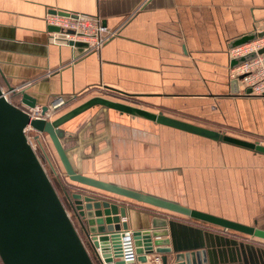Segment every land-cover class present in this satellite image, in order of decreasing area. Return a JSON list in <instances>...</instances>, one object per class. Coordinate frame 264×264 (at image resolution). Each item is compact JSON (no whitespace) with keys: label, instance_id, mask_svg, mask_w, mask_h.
Here are the masks:
<instances>
[{"label":"crops","instance_id":"crops-1","mask_svg":"<svg viewBox=\"0 0 264 264\" xmlns=\"http://www.w3.org/2000/svg\"><path fill=\"white\" fill-rule=\"evenodd\" d=\"M54 11L96 17L116 35L98 52L78 56L77 50L51 41L45 16ZM263 20L264 0H0V85L24 91L50 113L54 102L64 108L73 99L103 95L264 145V96L242 94L239 87L232 92L228 55L230 45L253 34ZM110 115L113 122L139 130L147 122L115 112ZM78 124L83 119L64 128L75 131ZM157 127L160 166L180 170L189 208L264 231V155ZM36 144L45 170L55 178ZM80 147L78 143L65 151ZM130 147L133 151L132 143ZM111 149L109 141L103 152L93 150L87 159ZM129 157L135 156L131 152ZM123 158L117 172L112 160L109 164L103 160L102 173L145 171L135 170V165L142 166L141 160L132 161L135 165L128 170ZM54 163L63 173L56 156ZM79 173L92 178L99 174H84L82 167ZM157 180L148 178V185ZM166 182L175 187L176 179L169 176ZM103 198L127 207L130 230L149 228L154 217L168 219L170 246L203 250L208 264H264L263 239Z\"/></svg>","mask_w":264,"mask_h":264},{"label":"water","instance_id":"water-1","mask_svg":"<svg viewBox=\"0 0 264 264\" xmlns=\"http://www.w3.org/2000/svg\"><path fill=\"white\" fill-rule=\"evenodd\" d=\"M56 12V11H54ZM67 15L68 13L57 12ZM50 32L57 27L48 26ZM264 31L237 39L230 46H236L257 37ZM75 47L86 46L84 43H70ZM264 52V48L258 53ZM254 54L234 59L231 65H237ZM232 92H238L236 80H232ZM13 88L9 87V90ZM250 89L245 90L249 95ZM19 97V105H13L3 96L0 86V263L1 264H96L100 261L98 250L105 261L110 255L120 258V243L123 233L129 231L126 220L127 207L118 206L103 197L111 198L131 206H140L146 210L169 218L195 220L235 231L250 237L264 240V231L253 226L242 225L208 213L191 209L186 205L184 189L179 169L161 170L159 164L158 138L146 131L110 120V113H118L132 119H143L157 126H163L196 135L208 140L227 143L249 149L264 155V145L258 142H246L222 132L207 129L141 107H135L114 101L103 95H94L72 109L52 120L31 119L24 108L37 107L36 100L24 91L13 94ZM264 96V95H263ZM52 103L57 109L63 103ZM47 106H41L42 114L48 112ZM89 120L75 131H68L64 125L76 121L85 114ZM83 119V118H81ZM30 126L36 134L34 139L40 143V135H45L63 170L65 179L72 189L65 192L68 210L55 190L38 154L27 142L24 128ZM109 134L110 138L106 136ZM95 139L94 143H89ZM133 151H131V139ZM142 139L152 142L142 147ZM138 140V141H137ZM111 143L110 153L87 159L103 152L107 142ZM81 144L79 150L65 151ZM122 152V153H121ZM124 152V154H123ZM131 152L135 156L131 159ZM46 160L50 159L44 152ZM118 154L119 157H115ZM154 160V165L137 167L138 160ZM128 170L135 165L137 175L102 173L103 160H112L114 171L117 164L125 159ZM84 174L97 172L95 178L80 174V160ZM134 161V165L132 163ZM52 166V164H51ZM52 169L54 170L53 166ZM109 170V169H108ZM101 172V173H100ZM108 174V175H107ZM169 177L176 179L177 195L158 190L148 185V177ZM113 181H116L114 184ZM114 184V185H113ZM165 186H159V189ZM167 188V187H166ZM75 220V223L74 221ZM168 219L154 217L149 228L130 230L141 264L154 255L159 262L152 264H208L205 252L200 249H175L169 239ZM81 231L78 230V227ZM82 232V233H81ZM94 257H93V255ZM121 264V261H116Z\"/></svg>","mask_w":264,"mask_h":264},{"label":"built area","instance_id":"built-area-1","mask_svg":"<svg viewBox=\"0 0 264 264\" xmlns=\"http://www.w3.org/2000/svg\"><path fill=\"white\" fill-rule=\"evenodd\" d=\"M45 21L48 26L58 28V31L50 33L51 41L54 44L68 46L73 50H77L79 52L78 56L98 52L106 42L116 35L114 31H109L106 27L102 26L98 18L83 14L68 13L67 15H63L57 12L48 13L45 16ZM262 31H264V20L255 29L256 33ZM77 42L84 43L86 46L78 48L73 44L70 45V43ZM262 48H264V35L254 40L229 47V77L231 80L237 81L239 90L242 89L239 92L242 94H245L246 89H250L249 95H264V52L258 53ZM250 54H254V56L237 65H231L234 59ZM1 90L7 101H9V94L13 95L18 92L17 89H7V91H4L1 88ZM24 109L31 119H47V116L50 114L49 111L42 114L41 107L38 106L33 109ZM35 133L29 125L24 128L27 142L36 152L37 141L34 139ZM120 245V258H116L111 254L110 261H105L98 250L100 257L99 263L116 264V261H121V264H140L137 260L130 230L123 233ZM159 259L158 255H154L147 261V264L159 262Z\"/></svg>","mask_w":264,"mask_h":264},{"label":"rangeland","instance_id":"rangeland-1","mask_svg":"<svg viewBox=\"0 0 264 264\" xmlns=\"http://www.w3.org/2000/svg\"><path fill=\"white\" fill-rule=\"evenodd\" d=\"M1 86V88L4 90V91H7V89L6 88H4V87H2V85H0ZM8 98H9V101H11L13 104H15L16 103V100H15V98H14V95H11V94H9V96H8ZM83 101V100H82ZM82 101H77V100H72V102L70 103V102H67V103H65V106H64V108H58V109H53L52 111H51V113H50V111H49V116H47V120H52V119H54V118H56L57 116H59V115H61L62 113H64V112H66V111H68V110H70V109H72L73 107H75V106H77L78 104H80ZM18 102H19V99H18ZM19 104V103H18ZM17 104V105H18ZM38 107H41V106H38ZM63 107V106H62ZM96 110H94V111H92L91 112V114H85V115H83V116H81L79 119H81V118H83V124H78V127H82L85 123H86V121H88L89 120V117L91 116V115H93L94 114V112H95ZM85 116H89V117H87V118H85ZM145 121V120H144ZM147 123V124H146ZM145 124H143V129H141V130H143V131H146V132H148V133H150V134H152V135H155V136H157V138H158V130H159V127H157V125H155V124H153V123H151V122H149V121H147ZM239 139V138H238ZM39 140H40V143H41V145H42V149H43V151L46 153V155L48 156V158L50 159V162H51V164H52V166H53V168H54V170H53V172H54V174H56L57 176H55V178H54V176H52L47 170H46V172H47V174H48V176H49V178H50V180H51V182H52V184H53V186H54V188H55V190L57 191V193H58V195H59V197H60V199H61V201H62V203L65 205V207L67 208V210H68V206H67V201H66V198H65V192H69V191H71L72 189L69 187V184H68V181H67V179H65V176H64V174L62 173V172H58L57 171V167H56V165H54L55 163H54V159H55V154H53L54 152L52 151V147H51V145H50V142H49V140H48V138L47 137H41L40 136V138H39ZM240 140H243V141H246V142H251V143H254L255 142V140H253V139H249V140H245V139H241L240 138ZM146 141L147 142H145L144 141V139H142V147L144 148L145 146H146V144H150V142H152L150 139H146ZM131 143H133V140L131 141ZM159 145H160V140H159V138H158V148H159ZM35 150H36V153L38 154V146H36V148H35ZM39 156V155H38ZM143 159L144 160H141V162H142V167L143 166H145V165H149V163H150V165H154L155 164V161L154 160H151L150 162L149 161H147V159L145 158L146 156L145 155H143ZM39 158H40V156H39ZM40 160H41V162H42V164H44V159H42V158H40ZM159 161H160V148H159ZM153 162V163H152ZM159 164H160V162H159ZM43 167H44V165H43ZM160 169L161 170H167V169H162L161 168V166H160ZM59 170V169H58ZM145 171H150V170H148V168H147V170L145 169ZM144 171V172H145ZM148 178H151V179H158L157 181H158V183L157 184H155L154 182L151 184V186H153V187H157V186H159V185H161V186H165L166 185V187H162L161 189H159L158 188V190H161V191H167V193H169V194H171V195H177V193H178V190H177V187L175 186V184H174V186L175 187H173V186H171L168 182H166L167 181V177H165V176H159V177H148ZM160 186V187H161ZM136 207H138V208H141V209H144L143 207H140V206H136ZM69 211V210H68ZM69 214H70V211H69ZM71 216V218H72V215H70ZM183 220V219H182ZM191 219H189V220H185V221H190ZM74 221V220H73ZM191 221H193V222H196V223H198L199 221H194V220H191ZM74 223H75V221H74ZM207 224V223H206ZM75 225H76V223H75ZM207 225H211V224H207ZM217 228H220V229H222L223 230V228H221V227H218V226H216ZM226 231V230H225ZM229 232H233V233H236L235 231H230V230H228ZM238 235H241V234H238ZM242 236H244V237H247V236H245V235H242ZM249 238H252V237H250V236H248ZM92 255H93V253H92ZM93 257H94V255H93ZM94 259H95V263L96 264H100L99 263V261L94 257ZM1 264V263H0Z\"/></svg>","mask_w":264,"mask_h":264},{"label":"trees","instance_id":"trees-1","mask_svg":"<svg viewBox=\"0 0 264 264\" xmlns=\"http://www.w3.org/2000/svg\"><path fill=\"white\" fill-rule=\"evenodd\" d=\"M14 98H15V100H16V103H15V105H17L19 102H18V99H19V97L16 95V96H14ZM19 105V104H18ZM195 221V220H194ZM199 222H201V221H199Z\"/></svg>","mask_w":264,"mask_h":264}]
</instances>
